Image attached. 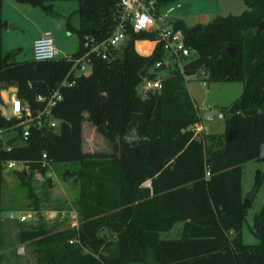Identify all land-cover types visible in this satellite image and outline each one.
<instances>
[{
  "label": "trees",
  "instance_id": "obj_1",
  "mask_svg": "<svg viewBox=\"0 0 264 264\" xmlns=\"http://www.w3.org/2000/svg\"><path fill=\"white\" fill-rule=\"evenodd\" d=\"M15 1L55 13L53 0ZM170 1L155 0L158 5ZM243 1L246 7L239 13L217 14L199 30L190 31L182 19L175 20L194 53L183 71L162 78L158 90L140 93L137 86L142 69L152 75L148 70L162 56V48L139 53L134 40L153 34L129 30L125 42L108 57L91 54L89 73L67 75L72 83L60 88L61 98L52 107L60 119L56 130L29 125L21 138L17 119L0 115V131L14 132L5 146L0 140V186L3 163L22 162L17 177L33 209H38V200L31 175L47 170L39 160L41 153L50 164L76 165L72 173L79 184L78 227L54 230L38 217L17 232L19 243L36 244L37 264H264V203L250 228L257 242L245 243L242 228L252 200L241 188L242 164L264 161V0ZM117 2L76 0L64 21L65 30L77 36L72 56L83 51L85 36L101 39L109 33ZM5 24L0 0V33ZM143 41L137 42L145 52L150 43L143 49ZM70 65L71 59L63 56L16 60L0 45V89L15 86V94L34 107L41 104L34 96L54 87ZM190 74L242 82L240 95L219 109L221 132L194 135L191 126L201 122V116L187 89L185 76ZM83 111L112 142L111 153L81 151ZM261 182L258 169L255 185ZM178 222L179 236L166 237ZM102 230L110 238L100 234Z\"/></svg>",
  "mask_w": 264,
  "mask_h": 264
},
{
  "label": "rangeland",
  "instance_id": "obj_2",
  "mask_svg": "<svg viewBox=\"0 0 264 264\" xmlns=\"http://www.w3.org/2000/svg\"><path fill=\"white\" fill-rule=\"evenodd\" d=\"M180 2L181 6L175 10V15L182 19L188 27L198 22L205 23L217 14L239 13L246 7L243 0H180ZM52 4L54 14L43 11L37 5L15 0H1V17L6 22L0 33L2 51L8 53L16 51L14 53L16 60L31 58L32 40L44 28L51 30L53 43L61 54H70L74 51L77 46V36L75 32L65 30L64 21L65 16L76 7V0H53ZM71 22L74 26L77 25L75 15L71 16ZM136 47L141 49L138 42H136ZM185 78L190 97L195 104L199 105L198 112L201 116V122H196L191 126V129H194V135L202 137L207 132H221L224 128V120L217 116L219 109L240 95L242 82L208 81L195 74L186 75ZM137 89L141 93L140 86H137ZM82 115L81 151L89 154L111 153L112 142L95 129L93 123L86 118V111H83ZM197 124L203 128L195 132ZM13 134L11 129L0 131L3 146L7 144L5 140ZM20 167L23 168V165L19 167L17 165V168ZM17 168L8 170L3 167L1 169L0 264H37L34 251L36 244L34 242L19 243L17 232L34 225L38 217L44 221L46 226L54 230L70 227L61 218L51 220L48 213L59 207H65L67 204H71L74 209L77 207L79 184L72 173L76 165L75 163H53L44 175L38 172L31 175L29 183L38 200V209L32 208L31 198L27 196L25 186L19 182L17 177ZM258 169L262 172V182L254 193L251 207L246 211L242 228V239L249 244L257 242L250 228L253 226L255 213L264 203V161L252 159L242 164L241 188L244 197L256 187L255 175ZM66 172L70 175H66ZM144 185L149 186L150 182L146 181ZM24 211L32 212L31 220L17 222L7 218L9 212L16 214ZM79 218L78 216L77 225H79ZM181 226L182 223L178 222L174 229L167 232L165 236L178 237ZM100 234L110 238L106 231L102 230ZM20 246L23 247V254L17 253V248Z\"/></svg>",
  "mask_w": 264,
  "mask_h": 264
},
{
  "label": "built area",
  "instance_id": "obj_3",
  "mask_svg": "<svg viewBox=\"0 0 264 264\" xmlns=\"http://www.w3.org/2000/svg\"><path fill=\"white\" fill-rule=\"evenodd\" d=\"M117 5L118 12L115 15V23L109 33L101 39H95L92 35L85 36L82 41L83 51L76 56H72L71 53L61 54L53 43L52 32L48 28H44L33 38L31 45L32 59L44 60L63 56L71 59V65L64 77L47 93H37L34 96L33 99L41 103H37L34 107L28 101L19 98L15 94V88L10 89L6 86L0 89V115L5 118L15 117L17 119L16 125H19L18 132L21 138L28 134L29 125L56 130L60 119L53 115L52 107L61 98L60 88L72 83V79H68L67 75L71 71L74 74L75 70L78 71V74L89 73L92 68L91 54L103 58L108 57L112 49L125 42L129 30H145L153 34V38L134 40L135 47L136 42L140 40L145 39L150 43L148 50L145 52L136 47L139 53L149 54L154 51L157 45L163 51L162 56L156 59L148 70L152 75L146 74L142 77L138 85L141 88V93L160 89L163 77L176 70L183 71L185 60L194 52L186 44L182 28L174 25L175 20L179 18L175 15V10L181 6L180 0H172L163 5L156 4L155 0H118ZM156 70L159 72L156 73ZM217 116L223 117L222 112L219 111ZM196 128L197 131L195 132H198L203 127H199L197 124ZM39 160L42 163L41 165L46 166L47 169L50 168V159L46 158L45 153H41ZM17 165L19 167L23 164L14 160L3 163V166L8 170L16 169ZM22 169L21 167L17 168L18 171ZM48 214L51 220H60L61 218L71 228L76 229L78 227L77 211L71 204H67L66 207L61 209L49 211ZM7 218L24 222L31 220L32 212L24 211L16 214L9 212ZM17 253L23 254V247H18Z\"/></svg>",
  "mask_w": 264,
  "mask_h": 264
},
{
  "label": "water",
  "instance_id": "obj_4",
  "mask_svg": "<svg viewBox=\"0 0 264 264\" xmlns=\"http://www.w3.org/2000/svg\"><path fill=\"white\" fill-rule=\"evenodd\" d=\"M202 27V23L201 22H198V23H196L195 25H193V26H191V27H189L188 28V30H190V31H195V30H199L200 28ZM227 51L229 52V54L230 55H232L233 56V48L231 47V46H228L227 48ZM11 55L14 53V51H10L9 52ZM75 74H78V71L77 70H75V72H74ZM141 76H144L145 75V70L144 69H142V71H141V74H140ZM256 190H257V186L246 196L248 199H250V200H252L253 199V197H254V193L256 192Z\"/></svg>",
  "mask_w": 264,
  "mask_h": 264
},
{
  "label": "crops",
  "instance_id": "obj_5",
  "mask_svg": "<svg viewBox=\"0 0 264 264\" xmlns=\"http://www.w3.org/2000/svg\"><path fill=\"white\" fill-rule=\"evenodd\" d=\"M39 33H40V31H39ZM1 51H2V49H1ZM3 52V51H2ZM73 52V51H72ZM71 52V53H72ZM14 54V53H13ZM12 54V55H13ZM10 89H14L15 88V86H12V85H10V86H8ZM207 130V129H206ZM243 194V193H242ZM177 224V223H176ZM176 224L173 226V228L172 229H174V227L176 226ZM170 232V231H169Z\"/></svg>",
  "mask_w": 264,
  "mask_h": 264
},
{
  "label": "bare ground",
  "instance_id": "obj_6",
  "mask_svg": "<svg viewBox=\"0 0 264 264\" xmlns=\"http://www.w3.org/2000/svg\"><path fill=\"white\" fill-rule=\"evenodd\" d=\"M148 45V42L147 41H143L142 42V48L145 49Z\"/></svg>",
  "mask_w": 264,
  "mask_h": 264
}]
</instances>
